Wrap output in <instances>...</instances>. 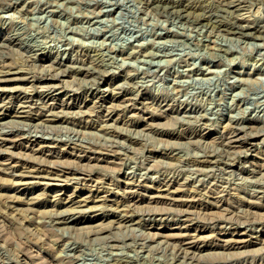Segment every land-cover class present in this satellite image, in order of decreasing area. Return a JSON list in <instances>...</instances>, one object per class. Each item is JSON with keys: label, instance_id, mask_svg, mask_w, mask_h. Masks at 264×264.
<instances>
[{"label": "rangeland", "instance_id": "374dc122", "mask_svg": "<svg viewBox=\"0 0 264 264\" xmlns=\"http://www.w3.org/2000/svg\"><path fill=\"white\" fill-rule=\"evenodd\" d=\"M185 1L0 0L1 264H264V0Z\"/></svg>", "mask_w": 264, "mask_h": 264}, {"label": "bare ground", "instance_id": "6f19581e", "mask_svg": "<svg viewBox=\"0 0 264 264\" xmlns=\"http://www.w3.org/2000/svg\"><path fill=\"white\" fill-rule=\"evenodd\" d=\"M168 1H172V2H174V3H184V1L185 0H168ZM196 0H194V1H189V2H187L186 4L187 5H190V6H195V4H196V2H195ZM199 1V0H198ZM225 1H227V2H231V1H229V0H225ZM225 1L223 2V3H225ZM239 1V0H238ZM186 2V1H185ZM236 2V1H235ZM234 1H233V3H235ZM222 3V2H221ZM185 4V5H186ZM198 4V3H197ZM197 4H196V6H197ZM220 4V3H219ZM227 4H230V3H227ZM232 4V3H231ZM238 4V3H237ZM240 4V3H239ZM184 5V6H185ZM186 5V6H187ZM213 5H214V3H213ZM213 5H211V4H206V3H202L201 5L199 4V7H201L202 9H204V10H209V11H213V13H214V7H213ZM185 6V7H186ZM205 12V11H204ZM210 12V13H211ZM215 12H217V11H215ZM209 13V12H208ZM212 13V14H213ZM214 15V14H213ZM216 15V14H215ZM203 16V15H202ZM237 20H235L237 23H239L240 25H242V27H245V28H249V29H254V30H259V32H261V31H264V26H262L261 28H258L259 26H258V24H256L254 21H253V19L252 20H250L249 18H247V17H244L243 15H238L237 17ZM255 20V19H254ZM264 20V19H263ZM257 22V21H256ZM236 24V23H235ZM237 25V24H236ZM264 25V24H263ZM238 27V26H237ZM239 28V27H238ZM241 28V27H240ZM242 29V28H241ZM253 30V31H254ZM261 30V31H260ZM244 31V30H243ZM5 37V36H4ZM6 39H8V38H3V37H1L0 38V41H3V40H6ZM12 75V74H11ZM11 75H10V73H8V71L7 72H3V73H1L0 74V81L1 80H7V79H9L10 77H11ZM12 77H13V75H12ZM15 78H16V76H15ZM53 78L54 77H52V75H50L47 79L50 81V83H51V81L53 80ZM11 80V79H10ZM54 82V81H53ZM52 82V83H53ZM50 84L51 86H53V84ZM57 83V82H56ZM55 83V84H56ZM47 84V83H46ZM48 87H50L49 85H48ZM53 88V87H52ZM3 89V88H2ZM8 89V88H7ZM23 99V98H22ZM15 100V99H14ZM29 101V100H28ZM43 103V102H42ZM18 105H17V107H21V108H29V109H31V108H34V101L32 102V101H29V103L26 101V100H21V101H19V103H17ZM46 104V103H45ZM38 105V104H37ZM50 106V105H49ZM46 106H44V108H45ZM126 107V106H125ZM46 109V108H45ZM48 110V109H47ZM110 110V109H109ZM50 113V112H49ZM60 113V112H59ZM1 125V124H0ZM23 133V132H22ZM5 134V133H4ZM10 134H12V133H10V132H7V134H6V136H8V135H10ZM14 135H16L15 133H14ZM19 136V135H18ZM16 137V136H15ZM239 138V137H238ZM240 139V138H239ZM6 140H8L7 138H1L0 139V147L1 146H4V143L6 142ZM19 140H21L20 138H18V139H16V140H14V142L13 143H16L17 145L19 144ZM228 140H230V142H231V140L232 139H228ZM241 141V140H240ZM226 142H227V140H226ZM228 143V142H227ZM226 144V143H225ZM232 144V143H231ZM227 145V144H226ZM229 146V145H228ZM5 147V146H4ZM239 147V146H238ZM2 148V147H1ZM0 148V149H1ZM3 149H1L0 150V156L3 154V152H4V150L2 151ZM15 171V170H14ZM167 185H169V184H167ZM186 210H188V209H186ZM181 211H182V213L185 211V209L183 210V209H181ZM192 211V210H191ZM149 213V212H148ZM185 213V212H184ZM183 213V214H184ZM60 215V214H59ZM190 215V214H189ZM185 216H187V214L185 215ZM221 218V217H220ZM222 218H224V217H222ZM226 219V218H225ZM221 220V219H220ZM75 221H78L77 219L75 220ZM70 224V223H69ZM197 236V235H196ZM185 242L187 243V244H193L194 242H195V239L193 238L192 240H189L188 239V241H186L185 240ZM182 246V245H181ZM183 247V246H182ZM187 248H188V246H187ZM181 251V250H180ZM179 253H181V252H179ZM1 264V263H0ZM4 264V263H3Z\"/></svg>", "mask_w": 264, "mask_h": 264}]
</instances>
